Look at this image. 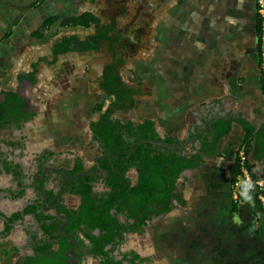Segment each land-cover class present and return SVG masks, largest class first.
Instances as JSON below:
<instances>
[{"label": "flooded vegetation", "instance_id": "1", "mask_svg": "<svg viewBox=\"0 0 264 264\" xmlns=\"http://www.w3.org/2000/svg\"><path fill=\"white\" fill-rule=\"evenodd\" d=\"M137 45L126 32L97 26L84 36L64 35L16 73L14 87L0 90V264L175 263L174 252L154 247L149 227L158 224L161 234L163 220L174 227L169 217L187 203L193 171L215 158L229 124L203 105L184 132L161 129L151 112L141 111L149 100L138 74L147 59L128 66L122 58L137 53ZM75 58L85 72L71 75L64 64ZM44 67L53 70L49 81ZM81 78L86 102L97 99L82 152L75 142L55 146L45 123L62 105L46 83L73 94L84 89ZM139 144L178 160L176 176L173 168L153 176L140 167Z\"/></svg>", "mask_w": 264, "mask_h": 264}, {"label": "crops", "instance_id": "2", "mask_svg": "<svg viewBox=\"0 0 264 264\" xmlns=\"http://www.w3.org/2000/svg\"><path fill=\"white\" fill-rule=\"evenodd\" d=\"M84 14L97 23L75 30L54 26L49 32L90 34L96 26L126 32L138 52L128 50L122 58L128 66L147 59L138 75L143 99L149 104L157 99V111L151 112L161 129L184 132L203 105L228 120L215 158L193 171L187 203L169 217L174 237H164L163 247L172 239L173 264H264V219L256 198L242 191L234 199L229 177L247 133L252 171L264 177L259 144L264 142V16L259 35L257 0H0V49L7 42L21 49L25 45L18 35L33 34L49 17ZM44 52L31 47L13 59L0 54V65L12 63L17 73ZM43 70L49 81L53 70ZM45 86L65 98L59 86ZM160 224L167 231L173 225L169 220Z\"/></svg>", "mask_w": 264, "mask_h": 264}, {"label": "rangeland", "instance_id": "3", "mask_svg": "<svg viewBox=\"0 0 264 264\" xmlns=\"http://www.w3.org/2000/svg\"><path fill=\"white\" fill-rule=\"evenodd\" d=\"M87 32H89V30ZM87 32L86 31H80L78 33H72V34H74L75 36H84V35H87L86 34ZM62 33L63 32L51 31L49 33H46L40 39L32 36V33L30 35H27V36L25 34H23V36L18 35V39H20L21 43L25 46H23L21 49H16L13 47V43L10 44V47H7L8 46V42H7L5 50L0 49V54L2 56H4L5 58L10 59V57H11L13 59L15 56L19 55L20 53H24L25 51H28L31 47H34L35 49H40L41 51H46L48 49V45L51 44L57 38L61 37ZM3 53H5V54H3ZM79 61L80 60L75 58V59H72V61H70V63L72 62L71 64L69 62L68 63L66 62L64 64L65 70L70 71L71 75H75V73H80V74L83 73V70L85 69V67L83 66L82 60H81V62H79ZM74 64H76V65H74ZM24 65H25V67L23 70L27 69L28 63L24 64ZM84 72H85V70H84ZM15 73H16V70L13 67L12 63L7 64L6 66L0 65V90H1V88H12V87H14V85L16 84V82H15L16 74ZM84 79H85V77H84ZM84 79L81 78V82L84 83V89L81 90L80 93L75 92L73 94H69L68 92H65V93H68V94H64L65 100H67V101L63 102L64 97L63 98L61 97L62 105L59 107L53 108L51 113L48 115V117L45 120L46 127L49 130L47 133L52 137L55 146H58V144L60 142H64V141L67 142V146H70L72 142H75L76 145L81 146V149H80L81 152H82V147H83L82 136H85L86 130L88 128L86 119L88 118V116L91 115V113H90V110L92 108L91 106H93V104L95 102H97V99H94L93 101H91V103H90L91 105H89V103L86 102L87 99L85 97H86V94L89 92L87 91V89H88L87 83H86V80H84ZM83 94H85V95H83ZM67 96H71V97L67 98ZM68 103L72 104V107H69ZM153 103H154V106H153ZM156 104H157V99L154 100L153 102H151V104H149V107L146 106L145 110H141V111H143V113H144L146 111L149 112V110H150V112H151L153 107L155 108L154 111H157ZM70 110L75 111V114H73L72 117H70V119H68L69 116H67V114ZM55 111H57L58 115H60V114L61 115L57 116V113H55ZM59 112H60V114H59ZM138 113L139 112H137L136 115H138ZM94 117H95V115H94ZM76 124L79 125L81 130H79L77 127H75ZM61 129H62V133H60ZM75 129H76V132H75ZM78 134H80V135H78ZM237 154H238V152H237ZM209 164L212 165V163H209ZM149 230H150L151 234L153 235L152 241H153L154 247H156L160 250L163 248L164 237L169 238L168 237L169 235L171 237H174L173 236L174 235V227L171 229V231H167L165 234L164 233L161 234L163 232V230L159 229L158 224L149 227ZM166 241H167V239H166ZM170 242H171V245L167 249L169 250V252H172V254H173L172 239L170 240ZM158 253L159 252H157V255L159 256ZM0 262H2V261L0 260ZM10 262H11V260H7L6 264H9Z\"/></svg>", "mask_w": 264, "mask_h": 264}, {"label": "trees", "instance_id": "4", "mask_svg": "<svg viewBox=\"0 0 264 264\" xmlns=\"http://www.w3.org/2000/svg\"><path fill=\"white\" fill-rule=\"evenodd\" d=\"M258 15V14H257ZM258 24V34H261V21L262 18L260 15L257 16ZM97 19L92 16L91 14H84L81 16H72L66 19H60L57 16H52L47 18L42 25L32 34L34 37L40 39L42 38L48 31H50L54 26H57L60 30H75L78 28H85L89 29L91 25L96 24ZM108 93H112V90L109 88L107 89ZM12 95H15L13 92ZM106 126H108V123H106ZM251 138L250 133H247L246 139L241 145V149L244 150L246 161L245 164L250 172V175L252 178L256 179L257 175L252 171V164L250 163V160L248 158L249 154L253 151V147L249 144V140ZM259 144L261 145L260 151H264V142L263 140L259 141ZM135 150L139 154V158L137 160V164L142 167L144 170H146L149 174H152L153 176H158L161 173H166L168 169L173 168L174 173L172 174L173 177L176 176L178 172V165L179 161H173V157H163L159 155L157 152H155L152 149H144L142 144H139L135 147ZM199 163H197L195 166H198ZM169 167V168H168ZM178 167V168H177ZM240 174L239 171V163H238V154L236 157L235 162L230 166L229 170V177H230V183L231 185L234 183V181L237 179L238 175ZM149 187H154V184L152 181H149Z\"/></svg>", "mask_w": 264, "mask_h": 264}, {"label": "built area", "instance_id": "5", "mask_svg": "<svg viewBox=\"0 0 264 264\" xmlns=\"http://www.w3.org/2000/svg\"><path fill=\"white\" fill-rule=\"evenodd\" d=\"M257 6L259 15L264 16V0H257ZM261 71L264 90V51H262L261 54ZM245 161L246 156L244 150L241 149L238 153L240 174L232 184V196L234 199H237L242 191L252 193L256 198L259 210L264 219V177L256 179L252 178Z\"/></svg>", "mask_w": 264, "mask_h": 264}, {"label": "water", "instance_id": "6", "mask_svg": "<svg viewBox=\"0 0 264 264\" xmlns=\"http://www.w3.org/2000/svg\"><path fill=\"white\" fill-rule=\"evenodd\" d=\"M100 68H101V66L99 67V70H98L99 74L101 73V69Z\"/></svg>", "mask_w": 264, "mask_h": 264}]
</instances>
